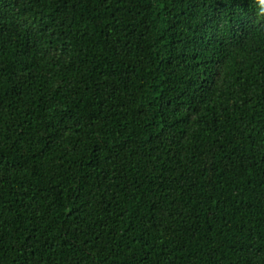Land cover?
I'll return each instance as SVG.
<instances>
[{
  "label": "trees",
  "instance_id": "trees-1",
  "mask_svg": "<svg viewBox=\"0 0 264 264\" xmlns=\"http://www.w3.org/2000/svg\"><path fill=\"white\" fill-rule=\"evenodd\" d=\"M0 264H264V0H0Z\"/></svg>",
  "mask_w": 264,
  "mask_h": 264
}]
</instances>
